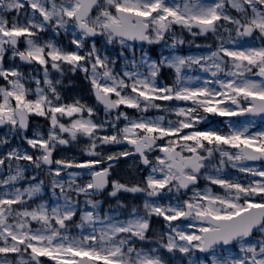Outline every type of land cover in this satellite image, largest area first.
Segmentation results:
<instances>
[{
	"label": "snow or ice",
	"instance_id": "6c2138e0",
	"mask_svg": "<svg viewBox=\"0 0 264 264\" xmlns=\"http://www.w3.org/2000/svg\"><path fill=\"white\" fill-rule=\"evenodd\" d=\"M0 81V264H264V0H0Z\"/></svg>",
	"mask_w": 264,
	"mask_h": 264
},
{
	"label": "flooded vegetation",
	"instance_id": "af4514ba",
	"mask_svg": "<svg viewBox=\"0 0 264 264\" xmlns=\"http://www.w3.org/2000/svg\"><path fill=\"white\" fill-rule=\"evenodd\" d=\"M87 141H84V143H86ZM119 148L118 145H116L114 147V151L117 150ZM128 164H129V161H125L124 158H120V163H119V166H114V172H115V169L118 170V172H120L123 176H126L127 173L124 171L125 169H127L128 167Z\"/></svg>",
	"mask_w": 264,
	"mask_h": 264
},
{
	"label": "rangeland",
	"instance_id": "374dc122",
	"mask_svg": "<svg viewBox=\"0 0 264 264\" xmlns=\"http://www.w3.org/2000/svg\"><path fill=\"white\" fill-rule=\"evenodd\" d=\"M192 51H195V50H192ZM185 52V51H184ZM193 74H195V73H193ZM67 79H71V80H73V82L76 84L77 83V78L75 77V76H69V77H67ZM0 82H2V81H0ZM65 83H67V80L65 81ZM78 83H80V80H79V82ZM130 114H135V113H130ZM151 114V113H150ZM32 119H33V121H36V117L35 116H33L32 117ZM254 130H255V128H254ZM30 133H31V128H30ZM81 144H83L82 143V141H81ZM73 149V148H72ZM68 151H69V148L67 149ZM231 171V170H230ZM118 173V170L116 169L115 170V175ZM203 184H204V180L202 179L201 181H200V186H203ZM33 227H35V225H33ZM48 258H45V260H47Z\"/></svg>",
	"mask_w": 264,
	"mask_h": 264
}]
</instances>
